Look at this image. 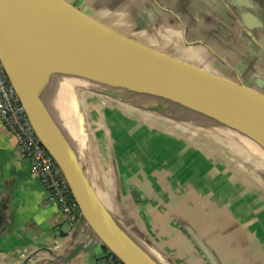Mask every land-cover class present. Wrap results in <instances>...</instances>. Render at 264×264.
I'll use <instances>...</instances> for the list:
<instances>
[{"label":"crops","instance_id":"crops-1","mask_svg":"<svg viewBox=\"0 0 264 264\" xmlns=\"http://www.w3.org/2000/svg\"><path fill=\"white\" fill-rule=\"evenodd\" d=\"M65 1L130 40L264 96V0ZM25 80L106 211L159 264H264V161H250L252 149L234 133L220 128L211 148L172 134L161 149L168 160L156 162L143 143L127 144V130L112 128L111 109L97 113L93 99L73 90L80 132L65 134ZM220 147L246 161L224 159ZM106 254L83 219L72 224L47 204L0 122V264H104Z\"/></svg>","mask_w":264,"mask_h":264},{"label":"water","instance_id":"water-1","mask_svg":"<svg viewBox=\"0 0 264 264\" xmlns=\"http://www.w3.org/2000/svg\"><path fill=\"white\" fill-rule=\"evenodd\" d=\"M0 34L22 52L23 60L33 50L101 55L264 149V96L258 91L130 40L65 0H0ZM0 60L33 131L60 168L83 221L98 243L121 264H148L122 238L85 174L49 127L25 80L27 68H19L23 73L13 76L1 54ZM92 247L90 244L88 249ZM82 250L83 245H78L68 259Z\"/></svg>","mask_w":264,"mask_h":264},{"label":"bare ground","instance_id":"bare-ground-1","mask_svg":"<svg viewBox=\"0 0 264 264\" xmlns=\"http://www.w3.org/2000/svg\"><path fill=\"white\" fill-rule=\"evenodd\" d=\"M0 54L13 76L19 72L23 73L19 71V68H27L26 77L30 78L35 90L39 91L52 117L57 120L65 134L74 132L79 135L80 132L78 112L72 104V89L76 84L105 92L135 107L151 109L174 119L181 118L198 126H217L235 133L209 115L111 64L101 55L93 53L75 55L57 51L33 50V57L27 58L26 56L23 60L22 52L17 51L1 34ZM40 90H43L45 96ZM46 93L52 96L51 99L46 96ZM242 141L264 161L263 148L245 138H242ZM116 226L126 243L146 263L159 264L147 249L134 241L117 224Z\"/></svg>","mask_w":264,"mask_h":264},{"label":"rangeland","instance_id":"rangeland-1","mask_svg":"<svg viewBox=\"0 0 264 264\" xmlns=\"http://www.w3.org/2000/svg\"><path fill=\"white\" fill-rule=\"evenodd\" d=\"M30 54L31 55H29L27 58L33 57V51ZM72 90L74 91L76 97H78L79 100H80V96L82 98L86 96V97H90V99H93L95 104L94 108L97 113H100L107 108L111 109L112 110L111 122L113 126L112 128L116 131L121 128L124 129L125 132L127 130L131 135V139L129 138V140L133 141V142L129 141V143L127 144L129 145L133 143L134 144L143 143L142 145V147H144L143 151L148 153L149 156H152L153 158L155 157L154 160H156V162L157 161L165 162L166 160H168L167 156H169V154L167 148L165 147L164 152H162L161 149L163 147V144L166 143V139L169 138V136H171L172 134L184 136V138H188V140L189 139L192 140V142L196 145L200 144V145H208V146L210 144L216 146L215 142L209 140V139L212 140V138L214 137V136L212 137V134H225L223 133L222 129L216 126L207 127V128L199 127L198 125H195L190 121L184 119L182 120L181 118L174 119L162 115L154 110L135 107L134 105H131L105 92L91 90L77 84L73 86ZM40 92L43 93V90L42 91L40 90ZM46 96L49 97V99H51L52 97L50 96V94L47 93ZM120 112L126 115L128 119H131L129 125H126L125 122L121 123L119 119L115 117L114 114H118ZM140 126H143L142 130L138 133L137 132L135 133V130ZM233 137L239 139V141L243 144L242 146L244 150L245 148L249 150L245 146V143L244 141H242V138H240V136L235 134V136ZM220 144H224V143H220ZM209 148L211 147L209 146ZM221 149L222 151H218L217 154L219 156H222L226 160L228 159L235 164H237V162H240V164H242L244 161H246L247 157L245 153L243 154L240 152L236 154L235 152H233V154H229L228 152H226V149L225 150L223 148ZM159 150L161 151V153H159ZM252 153L249 154L250 161L251 160L256 161L257 166L258 164L263 163L259 155H257L254 152L253 153L255 155L254 158L252 157L254 156ZM170 158L171 157H169V159Z\"/></svg>","mask_w":264,"mask_h":264},{"label":"built area","instance_id":"built-area-1","mask_svg":"<svg viewBox=\"0 0 264 264\" xmlns=\"http://www.w3.org/2000/svg\"><path fill=\"white\" fill-rule=\"evenodd\" d=\"M0 122L15 140L20 157L29 163L31 173L43 187L47 204L55 206L72 224L82 219L65 177L53 158L40 144L1 60ZM104 264L121 263L112 254L107 253Z\"/></svg>","mask_w":264,"mask_h":264},{"label":"trees","instance_id":"trees-1","mask_svg":"<svg viewBox=\"0 0 264 264\" xmlns=\"http://www.w3.org/2000/svg\"><path fill=\"white\" fill-rule=\"evenodd\" d=\"M106 252H107V250H106ZM108 253V252H107Z\"/></svg>","mask_w":264,"mask_h":264}]
</instances>
